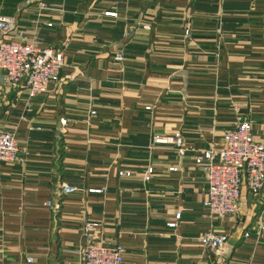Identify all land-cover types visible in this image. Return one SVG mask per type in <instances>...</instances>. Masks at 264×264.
I'll use <instances>...</instances> for the list:
<instances>
[{
	"label": "crops",
	"instance_id": "crops-1",
	"mask_svg": "<svg viewBox=\"0 0 264 264\" xmlns=\"http://www.w3.org/2000/svg\"><path fill=\"white\" fill-rule=\"evenodd\" d=\"M0 15L64 48L60 79L29 110L0 69V129L19 146L0 161V264H81L87 218L123 264H264V189L243 186L238 211L212 218L194 162L245 116L264 140V0H0ZM176 131L182 157L152 141ZM61 183L78 190L59 196ZM205 232L225 235L222 249Z\"/></svg>",
	"mask_w": 264,
	"mask_h": 264
},
{
	"label": "built area",
	"instance_id": "built-area-1",
	"mask_svg": "<svg viewBox=\"0 0 264 264\" xmlns=\"http://www.w3.org/2000/svg\"><path fill=\"white\" fill-rule=\"evenodd\" d=\"M29 1V0H27ZM105 16H116L114 11H104ZM51 25V23H47ZM144 26V25H143ZM144 27H147L146 25ZM189 29H185L188 34ZM122 61L121 52L114 57ZM64 65V48L60 45L42 46L36 39H29L18 28L16 17L0 15V69L4 81L13 87H22L27 95L26 110L32 97L47 91L60 79ZM146 108H150L147 106ZM95 110H90L86 120H90ZM61 124L66 119H60ZM152 141L157 144H173L180 157L184 155L182 135L179 131L170 135H154ZM19 146L13 132L0 129V161L11 162L17 157ZM207 181V198L203 202L212 218L235 214L238 211L242 187L254 196L264 189V140L256 139L252 132L249 117L238 120L232 129L224 132L218 149H204L194 157ZM153 168L148 166L143 174L145 181L150 179ZM119 175H130L129 171H118ZM78 187L74 184L61 183L57 194L74 193ZM102 188H91L89 192H102ZM51 207L58 204L47 201ZM180 213H176L179 217ZM173 225L174 223H169ZM101 222L87 218L82 222L83 245L80 249L81 264H123V247L119 243L104 244L96 240V231ZM264 225L258 224L255 233L259 236ZM244 235H248L247 232ZM201 244L208 249H222L226 242L225 235L205 232L200 236ZM32 258L28 257L27 261Z\"/></svg>",
	"mask_w": 264,
	"mask_h": 264
}]
</instances>
